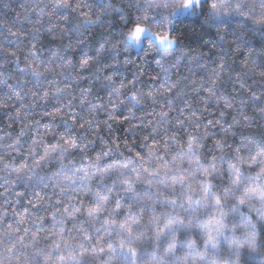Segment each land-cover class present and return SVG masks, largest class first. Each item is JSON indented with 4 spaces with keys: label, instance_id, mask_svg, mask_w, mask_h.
Wrapping results in <instances>:
<instances>
[{
    "label": "clouds",
    "instance_id": "9594fccd",
    "mask_svg": "<svg viewBox=\"0 0 264 264\" xmlns=\"http://www.w3.org/2000/svg\"><path fill=\"white\" fill-rule=\"evenodd\" d=\"M0 264H264V0H0Z\"/></svg>",
    "mask_w": 264,
    "mask_h": 264
}]
</instances>
